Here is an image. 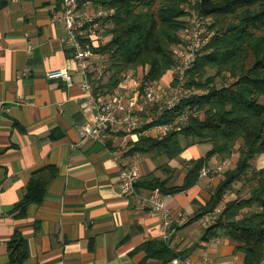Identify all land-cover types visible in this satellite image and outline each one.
<instances>
[{
    "label": "crops",
    "instance_id": "crops-1",
    "mask_svg": "<svg viewBox=\"0 0 264 264\" xmlns=\"http://www.w3.org/2000/svg\"><path fill=\"white\" fill-rule=\"evenodd\" d=\"M61 15L60 0H0V264L9 262L8 242L16 231L28 242V258L22 264H162L147 259L141 248L164 241L159 217L134 197L121 195L118 186L120 170L135 157L128 155L130 144L141 136L109 131L96 142L82 138L83 75L75 72V61L62 41ZM99 61L98 56L91 61L92 80L98 77ZM62 67L71 71L72 86L47 78V71ZM184 144L174 160L155 152L139 155V181L169 178L170 185H180L186 163L205 155L198 149L203 143L190 139ZM237 159L233 155L217 175L201 174L189 190L164 196L176 217L166 243L180 259L244 264V255L235 251L238 243L224 233L203 239L212 225L210 214L189 223ZM220 161L213 157L205 169ZM164 164L172 171L158 169ZM47 166L57 167L58 175L45 199L20 215L16 206L32 174Z\"/></svg>",
    "mask_w": 264,
    "mask_h": 264
},
{
    "label": "trees",
    "instance_id": "trees-1",
    "mask_svg": "<svg viewBox=\"0 0 264 264\" xmlns=\"http://www.w3.org/2000/svg\"><path fill=\"white\" fill-rule=\"evenodd\" d=\"M91 1L117 11L107 21L112 24L109 42L92 47L107 58L103 75L106 82L103 77L92 80L104 92L112 91L131 71L143 81L159 82L173 69L175 50L183 43L180 33L186 27L187 6L209 20L210 52L198 58L188 72L191 93L156 123L173 122L188 108L200 116H191L179 131H171L161 139L141 137L130 144L128 155L155 152L174 160L180 157L186 140L211 145L204 156L186 163V176L180 185L172 186L169 178L156 177L136 184L138 191L159 189L163 196L198 184L202 169L209 167L213 157L223 161L237 155L233 169L225 173L211 198L189 223L220 210L203 239L222 232L238 243L235 251L244 255V264H262L264 167L255 168L254 161L264 155V0H194V5L191 0ZM158 169L172 171L166 164ZM57 175L55 166L32 174L27 193L16 206L20 215H25L31 204L43 202ZM238 182L250 185L247 196L239 192L231 196ZM141 248L147 252V259L155 258L162 264H171L180 257L164 241L148 242ZM8 255V264H22L28 258V242L18 231L8 242Z\"/></svg>",
    "mask_w": 264,
    "mask_h": 264
},
{
    "label": "built area",
    "instance_id": "built-area-1",
    "mask_svg": "<svg viewBox=\"0 0 264 264\" xmlns=\"http://www.w3.org/2000/svg\"><path fill=\"white\" fill-rule=\"evenodd\" d=\"M62 5L61 19L64 22L62 41L72 59L75 61V72L83 75L81 88L86 105V120L81 128L82 138L92 142L99 141L102 136L115 131L126 135L153 136L161 139L171 131H179L191 116H200L192 109H186L175 121L156 123L166 111L179 106L181 101L191 92L188 89V72L194 67L198 58L208 54L212 34L208 31V20L199 15L192 7L187 6L186 27L181 31L182 45L175 50L176 63L173 67V79L167 86L156 81H143L141 76L130 72L125 74L121 82L104 92L97 89L92 82L90 65L93 57H100L95 65L97 79L103 77L107 69V58L95 53L92 47H102L109 42L107 23L116 9L91 0H60ZM192 5L195 4L191 0ZM46 76L50 80H58L72 86L73 75L67 67L51 69ZM173 82V83H172ZM151 108L150 112H146ZM155 108V111H154ZM139 155L131 163L120 170L118 186L121 195L132 196L143 208L159 217L161 221L162 239L167 242L172 237L176 217L168 208L159 189L148 193H139L136 184L141 178ZM229 165V160L218 162L212 169H202L201 174L217 175ZM220 213H210L213 223ZM172 264H192L189 258L175 259Z\"/></svg>",
    "mask_w": 264,
    "mask_h": 264
},
{
    "label": "rangeland",
    "instance_id": "rangeland-1",
    "mask_svg": "<svg viewBox=\"0 0 264 264\" xmlns=\"http://www.w3.org/2000/svg\"><path fill=\"white\" fill-rule=\"evenodd\" d=\"M209 21V20H208ZM213 74V73H211ZM174 76V73H173V70H170L165 78L161 81V85L162 86H167V84L169 83V80ZM191 92V91H190ZM209 147H210V144H206V143H203V144H199L198 145V149H199V152L200 154H204L206 153L207 150H209ZM164 157H162L163 159ZM264 166V155L261 156V157H258L255 161H254V167L255 168H261ZM185 169V167H183ZM181 171H183V169L181 168ZM249 188H250V185L249 184H245L243 182H238L236 183L234 186H233V189H232V194H234V197H236V194L237 192L240 193V195L242 197H245L247 196L248 194V191H249Z\"/></svg>",
    "mask_w": 264,
    "mask_h": 264
},
{
    "label": "water",
    "instance_id": "water-1",
    "mask_svg": "<svg viewBox=\"0 0 264 264\" xmlns=\"http://www.w3.org/2000/svg\"><path fill=\"white\" fill-rule=\"evenodd\" d=\"M172 264V263H171Z\"/></svg>",
    "mask_w": 264,
    "mask_h": 264
}]
</instances>
